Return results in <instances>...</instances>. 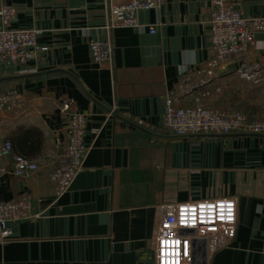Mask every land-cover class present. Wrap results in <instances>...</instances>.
<instances>
[{
  "label": "crops",
  "instance_id": "crops-1",
  "mask_svg": "<svg viewBox=\"0 0 264 264\" xmlns=\"http://www.w3.org/2000/svg\"><path fill=\"white\" fill-rule=\"evenodd\" d=\"M4 5L17 13L8 24L0 19V28L36 30L38 48L25 65L0 63V93L16 89L25 98L0 114V148L11 140L39 169L17 176L11 158L0 159V201L27 196L39 216L8 223L0 264H156L160 206L217 196L236 198L237 232L207 264H264V135L162 127L168 96L264 119V32L244 58L218 61L210 0L140 9L139 27H111L107 0ZM239 7L264 17V0H240ZM100 39L112 42L111 62L91 58L89 42ZM64 99L87 115L90 149L57 198L50 174L68 139Z\"/></svg>",
  "mask_w": 264,
  "mask_h": 264
},
{
  "label": "built area",
  "instance_id": "built-area-1",
  "mask_svg": "<svg viewBox=\"0 0 264 264\" xmlns=\"http://www.w3.org/2000/svg\"><path fill=\"white\" fill-rule=\"evenodd\" d=\"M165 0H107L111 27H139L138 11L160 7ZM240 0H210V39L214 57L224 61L231 57L244 58L254 44L257 34L264 32V17H250L239 7ZM16 9L4 5L0 19L10 23ZM156 33L154 25L149 27ZM37 31L30 28H0V63L27 64L37 49ZM91 58L95 63L111 62L113 45L110 40L89 42ZM243 75L252 77L244 72ZM25 105L23 94L16 89L0 93V114ZM61 112L65 114L68 139L50 174L57 198L71 187L83 170L90 147L84 141L87 115L75 110L69 99H64ZM162 127L172 134H230L264 133V119H251L244 111H220L203 104L185 106L176 104L173 97L166 98V112ZM10 157L13 173L27 176L39 169L37 161L14 152L13 143L6 140L0 148V159ZM161 219L155 247L156 264H207L219 249L235 238L238 224V205L233 196H217L187 200L160 206ZM29 198L0 201V240L12 234L10 221L34 219ZM189 229L192 232H183ZM195 241L204 247L194 249ZM205 255V262H194V254Z\"/></svg>",
  "mask_w": 264,
  "mask_h": 264
},
{
  "label": "water",
  "instance_id": "water-1",
  "mask_svg": "<svg viewBox=\"0 0 264 264\" xmlns=\"http://www.w3.org/2000/svg\"><path fill=\"white\" fill-rule=\"evenodd\" d=\"M254 134H259V135H264L263 133H254ZM183 232H192L189 229H184ZM204 247V242L203 241H195L194 242V249H199ZM194 262H205V255L202 253H195Z\"/></svg>",
  "mask_w": 264,
  "mask_h": 264
},
{
  "label": "trees",
  "instance_id": "trees-1",
  "mask_svg": "<svg viewBox=\"0 0 264 264\" xmlns=\"http://www.w3.org/2000/svg\"><path fill=\"white\" fill-rule=\"evenodd\" d=\"M11 141V140H10ZM12 142V141H11ZM13 143V142H12ZM13 150H14V145H13ZM15 152V151H14ZM23 155V154H22ZM26 156V155H25ZM28 157V156H27Z\"/></svg>",
  "mask_w": 264,
  "mask_h": 264
}]
</instances>
